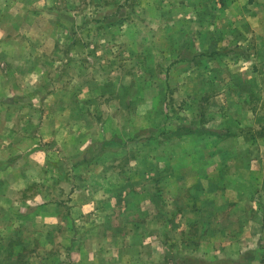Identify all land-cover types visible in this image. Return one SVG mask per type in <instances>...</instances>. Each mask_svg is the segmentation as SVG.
Returning a JSON list of instances; mask_svg holds the SVG:
<instances>
[{
	"label": "rangeland",
	"instance_id": "374dc122",
	"mask_svg": "<svg viewBox=\"0 0 264 264\" xmlns=\"http://www.w3.org/2000/svg\"><path fill=\"white\" fill-rule=\"evenodd\" d=\"M256 1L0 0V159L21 172L0 178V229L22 217L28 194L18 191L30 186L31 203L48 206L51 234L84 233L89 227L69 224L78 215L62 202L73 203L74 181L88 186V171L112 168L126 172L113 182L128 191L116 188L113 208L100 198L96 215L112 212L113 223L90 232L130 235L144 264H217L218 232L237 229L235 193L222 194L216 176L187 172L186 155L213 153L203 135L168 133L225 123L244 145L232 143V153L264 154V14L247 22L251 33H223L238 10L264 11ZM107 139L125 145L88 161ZM153 155L162 161L156 177ZM104 180L95 178L103 189ZM64 243L68 252L72 241ZM231 263L264 264V256L247 251Z\"/></svg>",
	"mask_w": 264,
	"mask_h": 264
},
{
	"label": "crops",
	"instance_id": "0c3cea01",
	"mask_svg": "<svg viewBox=\"0 0 264 264\" xmlns=\"http://www.w3.org/2000/svg\"><path fill=\"white\" fill-rule=\"evenodd\" d=\"M253 3L257 5L256 0H254ZM260 13L264 14V11H246L244 8L238 10L237 14L234 15L236 18L231 19L229 23L230 26L227 27L223 33L233 34L236 30L237 34H239V32H243V34L247 32L251 33L254 27L251 25L248 26L247 22L250 23L252 19ZM255 55L256 54L253 53L250 54L251 61L256 59ZM202 128L201 130L209 131L214 134L205 135L197 133L184 136L168 134V137H173L175 139L184 137L191 138V140H198L203 135L205 138L203 142L206 140L209 142V145L212 144L209 150L213 153H206V149H208V146H206L205 150L199 149L197 153L193 152L186 155L184 160H186L187 163V172L191 170L193 173L192 176L202 177V180H204V178L210 179L212 176H216L220 179L218 188L221 189L222 194L225 192L235 193L233 210L236 221L233 222V225L237 226V229H225V231L221 229L218 232V245L214 248L216 252L213 253L218 254L220 260L217 259L215 261L218 264H233L231 260H235L239 255L247 251H259L261 256H264V154H253L249 152L242 154L232 153V143L237 145L234 148L239 151L242 149L240 145H244L241 142V138H238V133L235 134L227 131L225 123L222 127H218L217 129ZM8 141L9 143L11 142V140ZM214 144L215 147H213ZM124 145L125 141L117 139L102 141L101 145L99 144L98 152L94 153L92 159L88 161L94 162L98 160V157L95 155H100L98 153L104 148L106 149L111 146L123 147ZM153 156L154 158L152 161L155 165L152 174L153 177H156V172L161 173L160 169L162 168L160 167L162 166L160 163L162 161L157 155ZM213 160L219 161L220 163L219 165L217 164L216 169L209 171L210 168L208 164ZM229 162L235 163L234 169L229 166ZM0 163L2 164L0 165L1 179L5 178L6 175L17 177L18 174L21 173L16 170L15 165H11L13 163V159L11 158L6 159L4 157L0 159ZM261 167H263V170ZM125 174V171L119 173L112 168H108L104 172L101 170L96 172L88 171L87 174H84L91 180L88 186L87 183L83 186L78 185L77 181L73 182L74 187H72V190H74V201L69 204L62 202V204H64L63 208L65 210L70 209L72 213H77L78 215L77 218L75 217L69 220V224L73 222L78 226L85 225L89 227V230L87 229L82 233L79 232V228L76 227V229L71 232L68 240H66L67 236L63 234L65 233L64 227L61 233L51 234L49 231L50 220L48 219L49 217H47V204L42 200L39 204L31 203L34 202L32 199V188L30 186H25V188L22 187L18 192L25 195L28 194L24 203L25 210L23 209V211H20L22 217L15 218L13 216L12 219L8 220V229L4 232L0 229V264H144V261H142L143 259H140L138 253L141 250V245L138 244L133 246L132 249L130 248V235L126 234L127 237L124 239V236H119V234L115 236L103 231L101 232L102 229L97 232L95 231V233L94 231L90 232V227L93 225L98 228L101 225L108 226L113 223V216L111 215L113 213H110L111 217H107V213L105 219H103V217L96 215L99 207L97 206L95 208V204H97L101 198V200L104 199L105 202L109 199L110 205L107 203L108 206H106V208H109V206L113 208L115 204L118 205L120 194L115 195V190L116 188L128 189L127 184L129 183L116 187L113 179L115 176H125ZM78 177L79 175H75V173L72 176L74 180H77ZM95 178L100 181L101 178L105 179V189L102 188L103 185L101 186L97 183L98 181H95ZM127 189L126 191H128ZM5 191L6 185L2 188V192ZM69 192H71V190ZM83 197H85V201H83ZM121 202L122 204H126L125 201ZM29 206H31V208ZM227 206L229 208L230 204L227 203ZM26 209H30L31 212H26ZM24 211L25 213H23ZM91 211L93 212L92 219L87 216ZM241 211H245V213H241ZM44 214L46 215L44 216ZM35 215H38V219H41L40 223ZM3 222L6 221L2 220V223ZM68 222L62 224L66 225ZM1 225L0 219V226ZM38 226L41 227L38 228L41 231L40 234L36 232L38 229L35 227ZM121 233L123 234V232ZM153 236H155V233ZM138 237L140 240L142 239V236ZM52 241L56 242L58 245L61 244V246L57 247L58 252H51L48 249ZM65 241H72V244L69 245L68 252L63 248ZM37 243H41L39 245L41 247H37Z\"/></svg>",
	"mask_w": 264,
	"mask_h": 264
},
{
	"label": "trees",
	"instance_id": "16d2710c",
	"mask_svg": "<svg viewBox=\"0 0 264 264\" xmlns=\"http://www.w3.org/2000/svg\"><path fill=\"white\" fill-rule=\"evenodd\" d=\"M197 133H202V134H205V135H213L214 133L212 132H209V131H203L201 129H191L190 127H186V126H181V127H178L172 131H170L168 134L169 135H174V136H184V135H190V134H197ZM184 261H186L184 259ZM187 262H191V263H195L196 262V259H188ZM262 263V262H261ZM218 264V263H217Z\"/></svg>",
	"mask_w": 264,
	"mask_h": 264
}]
</instances>
